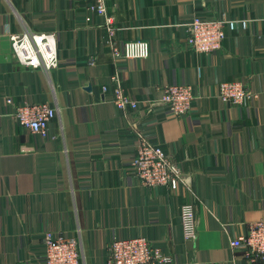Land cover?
<instances>
[{
	"label": "crops",
	"instance_id": "0c3cea01",
	"mask_svg": "<svg viewBox=\"0 0 264 264\" xmlns=\"http://www.w3.org/2000/svg\"><path fill=\"white\" fill-rule=\"evenodd\" d=\"M91 3L0 0V264H45L47 229L78 240L81 264H108L114 240L137 237L174 264H264L231 247L264 222V0H106L115 45H150L148 59L118 63ZM194 16L227 21L220 50L188 46ZM27 32L56 34L57 69L16 60L10 35ZM114 75L138 110L114 105ZM233 81L257 99L222 102L219 84ZM172 85L193 87L187 115L158 103ZM24 103L56 109L46 139L17 124ZM136 132L180 165L188 187L141 185ZM185 204L195 209L194 242L182 234Z\"/></svg>",
	"mask_w": 264,
	"mask_h": 264
},
{
	"label": "built area",
	"instance_id": "2783aa9c",
	"mask_svg": "<svg viewBox=\"0 0 264 264\" xmlns=\"http://www.w3.org/2000/svg\"><path fill=\"white\" fill-rule=\"evenodd\" d=\"M89 11L104 18V28L108 34V44L113 60L144 61L150 56V45L145 40L125 42L118 47L114 43L117 28L107 14L106 0H91ZM224 19H202L194 16L188 24L187 44L196 54H210L222 48L226 38ZM12 50L16 60L31 69L44 68L47 71L60 66L57 37L55 33H33L10 35ZM115 83L112 102L122 112L136 111L138 101L128 96L120 84L118 75L112 77ZM102 92H109L108 86ZM218 98L231 106H242L257 95L247 89L243 82H223L218 86ZM195 99L190 85H172L164 88L158 103L172 115H187ZM7 104L13 100L7 97ZM56 109L48 103L21 104L15 108L13 117L17 124L28 129L32 134L43 139L48 137L49 126L56 117ZM137 143L132 171L141 185L148 188L166 187L176 194L180 186L188 187V178L184 176L180 165L174 162L160 146L149 142L147 137L136 132ZM180 222L183 238L194 242L197 238L195 209L192 204L181 208ZM45 264H81L78 240L57 234L52 229L43 232ZM231 247L243 251V259L248 262L264 261V222L249 227L247 234L231 241ZM108 264H174L170 256L155 247L145 237L114 240L108 248Z\"/></svg>",
	"mask_w": 264,
	"mask_h": 264
}]
</instances>
